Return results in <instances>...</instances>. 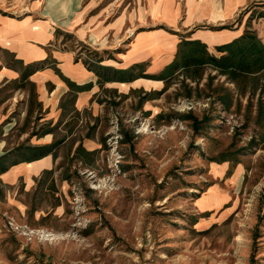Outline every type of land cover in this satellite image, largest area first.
Wrapping results in <instances>:
<instances>
[{"label":"rangeland","instance_id":"obj_1","mask_svg":"<svg viewBox=\"0 0 264 264\" xmlns=\"http://www.w3.org/2000/svg\"><path fill=\"white\" fill-rule=\"evenodd\" d=\"M73 1L0 0V22L52 32L47 57L0 88V176L47 166L0 178V264H264V44L237 39L234 54L258 62L239 81L184 72L180 56H219L186 27L196 0H85L81 25H116L91 41L64 27ZM29 66L51 70L42 91Z\"/></svg>","mask_w":264,"mask_h":264},{"label":"crops","instance_id":"obj_2","mask_svg":"<svg viewBox=\"0 0 264 264\" xmlns=\"http://www.w3.org/2000/svg\"><path fill=\"white\" fill-rule=\"evenodd\" d=\"M84 1L85 0H75L76 8L73 10L67 24H65V28L72 29L73 27L76 37L80 40L82 38L79 35H81L80 33L82 32H84V38L87 37L90 40L92 37L101 39L104 36L103 31L116 29L115 24L111 25L109 23L105 25L103 22L104 25L102 24L100 27L97 23L94 25L95 27H91L95 20L91 25L89 22L93 18L88 19L84 22V25H81L80 22L84 15L81 10ZM73 2V0H65L64 3H66L65 5L67 6H73L71 5ZM251 6H263L261 11L264 13V0H196L195 6L190 7V12L193 11L198 18L189 19L186 27L193 26V24L196 23L200 24V30L192 34L193 39H197L200 43L204 44L209 52H217L216 48L234 42L247 32L253 34L261 44H264V18L258 16L253 19L250 18L249 14L253 8ZM48 9L52 10L51 8ZM87 16L88 15H86V17ZM79 18H81L80 22H78ZM184 20L186 21V17ZM80 25L83 27H79ZM123 25L124 21L120 26H117V30L120 29L121 26L123 27ZM48 27L49 26H45V23L40 19L29 20L28 17H23L19 23L8 22L5 21V19L0 22V52L11 55L12 59L19 64L16 67L9 66L6 64V59L0 55V88L4 84L18 79L21 75V70L23 68L25 69L29 64L41 62L47 57L44 46H46V42H49L52 35ZM98 28H104V30L102 32L97 31ZM218 53L220 56L221 53ZM52 54L56 55V52ZM56 68L63 76L69 77L79 84L93 81L92 74L80 64L74 63L73 65L60 60L58 64H56ZM46 76L50 78L53 76L50 69L36 71L30 76L29 80L35 84L37 90L42 91ZM52 84H55V82H52ZM7 101H4L0 106V126H6L8 124L4 123L8 116L3 111ZM4 149L5 143L0 139V155ZM43 169H47V166L46 164L44 165L41 159H38L26 165L20 163L14 170L13 167H11L10 170L2 174L0 178H5L7 175H10L8 181L13 183L17 177H34Z\"/></svg>","mask_w":264,"mask_h":264},{"label":"trees","instance_id":"obj_3","mask_svg":"<svg viewBox=\"0 0 264 264\" xmlns=\"http://www.w3.org/2000/svg\"><path fill=\"white\" fill-rule=\"evenodd\" d=\"M262 17H264V14L262 15ZM245 35H243L242 37H246ZM253 37L255 40H257L255 36ZM237 42L239 41L236 40L228 45L216 48V50L221 53L219 57H216V56H210V57L180 56L177 58L176 68L184 72L190 69H195V71L198 72L199 69L201 70L203 67L209 65L212 67V69L217 71L219 75L225 76L230 81H239L240 79H244L245 77L250 76L255 73L258 62L257 60L249 61L247 59L236 56L234 54L233 47L236 46ZM34 66L28 67V70H27L28 75L39 69ZM36 159H39V157Z\"/></svg>","mask_w":264,"mask_h":264}]
</instances>
